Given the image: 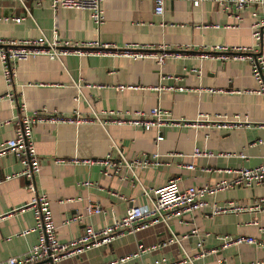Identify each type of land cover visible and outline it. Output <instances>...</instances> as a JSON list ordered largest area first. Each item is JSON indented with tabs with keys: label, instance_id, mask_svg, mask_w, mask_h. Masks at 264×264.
Instances as JSON below:
<instances>
[{
	"label": "crops",
	"instance_id": "0c3cea01",
	"mask_svg": "<svg viewBox=\"0 0 264 264\" xmlns=\"http://www.w3.org/2000/svg\"><path fill=\"white\" fill-rule=\"evenodd\" d=\"M25 1L29 16L19 0H0L1 15L24 16L20 22L0 20L1 37L57 34L59 38L78 41L97 38L119 47L144 45L156 52L166 46L180 54L166 57L159 66L153 57L70 53L59 60L40 53L15 63L10 88L3 79L0 62V120H8L0 125V143L14 135L20 102L26 113L45 106L64 116L87 117L91 108L147 111L158 105L176 117L192 119L206 112L235 121L229 127L162 126L163 137L158 141L159 130L154 127L113 122L102 126L88 120L36 122L33 137L40 158L36 190L45 192L50 199L60 240L80 235L86 224L104 226L123 216L129 206L147 203L143 187L160 186L172 177L178 178L180 187L214 183L230 179L233 174L228 169L253 167L263 160L264 100L254 92L257 82L249 61L206 57L201 54V46H256L251 23L264 17V3L250 4L236 12L213 0L199 5L191 0H165L163 12L157 13L153 0H104L105 19L96 28L88 9L62 7L54 13L49 0ZM256 48L264 54V32ZM193 67L200 68V72H192ZM117 84L129 87L117 89ZM209 87L222 90L210 91ZM7 91L13 92L16 100L9 98ZM111 139L127 158L158 152V163L137 167L135 175L126 166L112 175L103 174L100 160L111 150ZM195 147L211 154L192 156ZM112 151V156L117 157V152ZM73 157L96 161L73 162ZM191 162L194 167L188 168L186 164ZM22 167L12 152L0 155V259L22 254L38 240V231L32 228L33 211L28 207L12 211L25 206L33 195L25 187L27 179L13 175ZM84 180L92 183L82 184ZM259 197H264V182L206 194L204 199L209 204L233 201L242 209L212 214L210 205H206L188 210L167 224L158 221L121 234L109 244L90 246L64 257L60 264H112L135 252L120 264H190L185 261V253L194 255L198 251V235L191 233L193 227L203 233L205 249H217L195 258V264H264V243L221 247L224 235H251L264 242V210L250 209ZM88 200L98 203L103 211L86 215ZM74 215L82 217L65 221ZM174 236L179 241L172 240ZM140 246L148 248L142 250Z\"/></svg>",
	"mask_w": 264,
	"mask_h": 264
},
{
	"label": "built area",
	"instance_id": "2783aa9c",
	"mask_svg": "<svg viewBox=\"0 0 264 264\" xmlns=\"http://www.w3.org/2000/svg\"><path fill=\"white\" fill-rule=\"evenodd\" d=\"M29 16L30 12L25 0H19ZM42 0H36L40 3ZM104 0H49L52 11L58 8H77L88 9L91 12L92 19L96 28L105 19V12L103 6ZM154 10L157 13H162L164 10L165 0H153ZM204 0H191L194 5H199ZM222 5L225 9H235L236 12L250 4H262L264 0H213ZM236 17H240L236 13ZM24 16L1 15L0 20L20 22ZM252 36L255 40L256 46L260 44L262 33L264 32V17L253 20L251 23ZM256 46L247 45H228V44H211L209 46H201L203 56L210 58H233L240 60H248L251 66V72L257 82L254 92L259 94L264 100V54L258 51ZM181 48V47H180ZM185 47L184 49H188ZM46 54L50 58L61 60L65 54H107L114 53L131 57L133 59L142 57H153L159 66L164 64L166 57L178 56L179 50L170 49L166 46H161L160 51H153L144 45L127 44L125 46H115L109 42H102L99 39L91 40H72L69 38H59L57 34L52 37H47L44 33L34 38H5L0 36V62L2 68L3 79L8 88L13 83L15 75V63L19 60H25L35 54ZM194 73H199L200 68L193 67L190 69ZM78 85V83H77ZM129 87L123 84H117L116 88ZM182 88V86H179ZM210 91H220V88H211ZM9 98L15 99L14 93L7 91L5 93ZM77 100V97H74ZM20 114L16 117L14 135L0 143V155L6 152H12L16 158L22 163L23 167L20 171L13 175H21L27 179L25 187L32 191L33 195L25 206L12 211L23 210L28 207L33 211L35 216V224L33 229L38 231V240L30 246V248L19 255L9 256L5 259H0V264H60V261L67 256L79 254L84 249L90 246H99L102 244H109L115 237L126 232H133L135 230L144 228L152 223L162 221L168 223L172 217H179L184 212L192 209H197L206 205H210L212 214L224 213L229 211H236L242 209V206L235 204L233 201L213 202L209 204L204 196L212 194L219 190L229 189L235 186H253L264 182V158L263 160L253 166H241L228 169L233 175L230 179H221L214 183L203 185H190L180 187L178 178H169L164 184L153 187L144 188L143 190L148 198V202L141 205H131L120 218L114 220L101 227H93L91 224H86L83 232L68 240L62 241L56 234V225L52 215L50 199L45 192H37L35 175L40 171V158L36 149L33 126L36 122L42 120H66V121H92L105 126L108 122L117 124H130L134 126H142L146 129L151 127L159 130L156 135V140L162 139L163 135L160 133L162 126H205V127H229L235 121L226 115L209 114L206 112H199L195 118L189 119L186 117L173 116L171 111L162 108L158 105L151 106L146 110H121L109 109L97 111L91 108V115L87 117L82 116H64L56 110H48L45 106L39 110H34L32 113L24 112V103H18ZM233 119L238 120V117ZM8 122V120H0V125ZM111 150L106 156L100 160L103 168L102 172L105 175H112L117 172L122 166L130 169L133 175L136 174L137 167H145L152 163H158L156 158L159 156L158 152L152 154L142 153L133 158H127L122 152L119 144L114 140H110ZM112 150L117 152V157L112 156ZM208 150L195 147L192 156L209 155ZM73 162L92 163L96 161L93 158H79L73 157ZM188 168H193L194 163L186 164ZM9 177V175L7 176ZM89 180L82 181V184H91ZM72 200V198H68ZM63 201V200H60ZM253 210H264V197L257 198L250 206ZM86 215L102 212V207L91 200H88L85 205ZM82 216L74 215L66 218L65 221L78 220ZM254 222V221H253ZM24 229L23 232H26ZM192 234L198 235L196 246L198 251L194 255L187 253L185 261L190 264H195V258L204 256L208 252L216 251L217 249H205L203 233L199 232L198 227H193ZM172 240L179 241L177 236ZM249 243L255 245H263L264 242L258 240L251 235H237V236H222L221 247L225 248L230 244ZM148 248V247H147ZM140 246V249H147ZM125 255L112 261V264H120L132 255ZM259 262H250V264H258ZM142 264H174L165 261L161 262H143ZM243 264V263H239Z\"/></svg>",
	"mask_w": 264,
	"mask_h": 264
}]
</instances>
